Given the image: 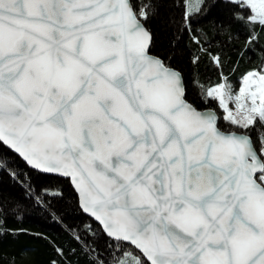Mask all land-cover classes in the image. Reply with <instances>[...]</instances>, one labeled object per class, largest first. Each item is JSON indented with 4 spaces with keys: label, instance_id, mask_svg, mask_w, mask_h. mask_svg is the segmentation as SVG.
<instances>
[{
    "label": "snow or ice",
    "instance_id": "6c2138e0",
    "mask_svg": "<svg viewBox=\"0 0 264 264\" xmlns=\"http://www.w3.org/2000/svg\"><path fill=\"white\" fill-rule=\"evenodd\" d=\"M204 2L192 11L217 0ZM161 3L0 0V143L70 176L104 234L141 253L113 264H264V66L238 92L222 73L208 92L235 129L221 130L188 102L182 72L150 52L145 23ZM223 3L264 28V0Z\"/></svg>",
    "mask_w": 264,
    "mask_h": 264
},
{
    "label": "trees",
    "instance_id": "16d2710c",
    "mask_svg": "<svg viewBox=\"0 0 264 264\" xmlns=\"http://www.w3.org/2000/svg\"><path fill=\"white\" fill-rule=\"evenodd\" d=\"M131 2L138 6L139 0ZM200 6L208 8L207 0ZM234 11L245 19L251 15L250 9H234L223 0L202 14L188 13L186 0H162L159 16L145 23L152 35L151 53L182 72L188 102L200 110L214 109L221 130L234 129L222 120L209 89L222 82L221 73L237 85L246 72L264 66V28L233 19ZM253 33L257 39L249 41ZM216 56L222 68L215 65ZM251 134L256 141V130ZM0 201L7 209L0 213V264H113L125 252L141 256L104 235L82 213L68 179L30 169L1 143Z\"/></svg>",
    "mask_w": 264,
    "mask_h": 264
},
{
    "label": "water",
    "instance_id": "95a60500",
    "mask_svg": "<svg viewBox=\"0 0 264 264\" xmlns=\"http://www.w3.org/2000/svg\"><path fill=\"white\" fill-rule=\"evenodd\" d=\"M146 27V26H145ZM151 52V51H150ZM152 54V53H151ZM196 108V107H195ZM197 109V108H196ZM198 111H201V112H206V111H209V110H211L212 112H214L216 115H217V117H218V122H219V119H220V116L218 115V113L214 110V109H210V108H207V109H202V110H200V109H197ZM2 144V143H1ZM3 146H5L9 151H11L13 154H15L17 157H19L30 169H32V170H34V171H36V172H39V173H42V174H46V175H52V176H57V177H61V178H64V179H68V181H69V183H70V185H71V188L73 189V191H74V193H75V195H76V197H77V201H78V206H79V208H80V210L82 211V213L87 217V218H89L90 220H92L95 224H97L99 227H100V229H101V231L103 232V229H102V226L99 224V222H97L89 213H86V212H84L83 210H82V207H81V204H82V198H81V196H80V193H79V191L77 190V188H76V185H75V183L73 182V180H72V178L70 177V176H64L63 174H61V173H58V172H43V171H41V170H38V169H36V168H34V167H32L31 165H29L22 157H20L19 156V154H17V153H15L11 148H9L8 146H6V145H4V144H2ZM103 234H104V232H103ZM104 235H106V234H104ZM107 236V235H106ZM108 237V236H107ZM110 238V237H109ZM110 239H112V238H110ZM114 240V239H113ZM124 244H126V245H129V246H131V247H133L134 249H135V247L134 246H132V245H130L129 243H127V242H123ZM140 255H141V253L137 250V249H135Z\"/></svg>",
    "mask_w": 264,
    "mask_h": 264
},
{
    "label": "rangeland",
    "instance_id": "374dc122",
    "mask_svg": "<svg viewBox=\"0 0 264 264\" xmlns=\"http://www.w3.org/2000/svg\"><path fill=\"white\" fill-rule=\"evenodd\" d=\"M198 3H200V0H186V8H187V12H188V13L193 12V11H192V7H194V6H195L196 4H198ZM250 11H251V10H250ZM216 86H217V85H216ZM216 86L210 88L209 91H210L211 89L215 88ZM232 86H233V91H234V92H238L239 87H240L239 82H238L237 85H232ZM209 91H208V92H209ZM210 97L213 98L212 96H210ZM213 99L216 100L217 105H218V109H219V111H221V118H222V120L224 121L223 117H224L225 113H224V111H223V108L220 106V104H219V100H218V99H215V98H213ZM228 106H229V109L232 110V111L235 113L234 103L231 102V101H228ZM224 122L227 123L226 121H224ZM230 128H231V129H234V128H232V127H230ZM234 130H235V129H234Z\"/></svg>",
    "mask_w": 264,
    "mask_h": 264
}]
</instances>
